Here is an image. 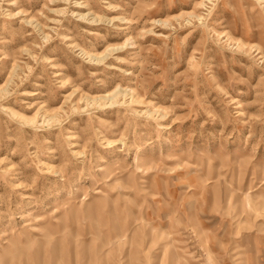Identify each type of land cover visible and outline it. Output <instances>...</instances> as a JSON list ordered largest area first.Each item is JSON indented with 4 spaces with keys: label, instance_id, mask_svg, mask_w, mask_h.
Here are the masks:
<instances>
[{
    "label": "rangeland",
    "instance_id": "rangeland-1",
    "mask_svg": "<svg viewBox=\"0 0 264 264\" xmlns=\"http://www.w3.org/2000/svg\"><path fill=\"white\" fill-rule=\"evenodd\" d=\"M0 264H264V0H0Z\"/></svg>",
    "mask_w": 264,
    "mask_h": 264
}]
</instances>
